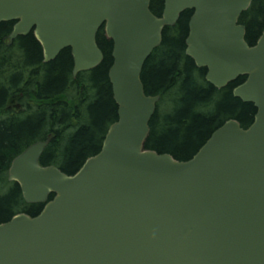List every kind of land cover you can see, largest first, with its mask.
Masks as SVG:
<instances>
[{
  "label": "water",
  "instance_id": "95a60500",
  "mask_svg": "<svg viewBox=\"0 0 264 264\" xmlns=\"http://www.w3.org/2000/svg\"><path fill=\"white\" fill-rule=\"evenodd\" d=\"M162 1L157 16L150 0H0L10 41L32 30L45 62L70 48L73 78L103 60V27L117 105L99 151L73 174L39 163L50 136L11 160L8 180L44 204L0 223V264H264V30L245 40L238 19L252 0ZM184 10L186 55L217 88L245 76L232 92L256 112L177 160L144 147L160 95L145 94L141 72Z\"/></svg>",
  "mask_w": 264,
  "mask_h": 264
},
{
  "label": "trees",
  "instance_id": "16d2710c",
  "mask_svg": "<svg viewBox=\"0 0 264 264\" xmlns=\"http://www.w3.org/2000/svg\"><path fill=\"white\" fill-rule=\"evenodd\" d=\"M162 9V0H150L155 15L160 16ZM191 14L192 10H184L173 26L163 28L161 42L141 72L145 94L160 95L144 147L177 160L191 158L225 120L235 119L246 128L256 112L252 103L232 94V87L244 76L216 88L205 80L206 69L185 54ZM239 23L245 26V40L254 44L264 29V0H252ZM11 25L0 23V223L19 212L35 216L43 207L42 203H26L17 183L7 180L14 156L51 133L40 164H54L73 174L99 151L108 126L117 118L107 76L112 42L103 28L97 34L103 60L73 79L67 50L43 62L41 46L32 32L7 44ZM74 98H80L79 102ZM162 103L168 104L165 112H159Z\"/></svg>",
  "mask_w": 264,
  "mask_h": 264
},
{
  "label": "flooded vegetation",
  "instance_id": "af4514ba",
  "mask_svg": "<svg viewBox=\"0 0 264 264\" xmlns=\"http://www.w3.org/2000/svg\"><path fill=\"white\" fill-rule=\"evenodd\" d=\"M11 23H12L11 26H13V23H14V22H11ZM11 30H12V27H11ZM11 30H10V31H11ZM30 32H32V36H33V38L35 39V36H34V34H33V31L31 30ZM30 32H29V33H30ZM9 33H10V32H9ZM9 33H8V34H9ZM8 34H7V36H5V38H8ZM27 34H28V33H27ZM27 34H25V35H27ZM18 36H21V35H18ZM14 40H15V39H14ZM36 41H37V40H36ZM98 46H99V44H98ZM65 50H67V51L69 52V54H70V56H71V58H72V55H71V49H70V48H65ZM41 51H42V50H41ZM42 60H43V51H42ZM72 63H73V59H72ZM72 67H73V66H72ZM240 83H241V82H240ZM240 83H238V84H240ZM238 84H237V85H238ZM235 86H236V85H235ZM235 86H234V87H235ZM234 87H232V91H233V88H234ZM74 100H75V99H74Z\"/></svg>",
  "mask_w": 264,
  "mask_h": 264
},
{
  "label": "rangeland",
  "instance_id": "374dc122",
  "mask_svg": "<svg viewBox=\"0 0 264 264\" xmlns=\"http://www.w3.org/2000/svg\"><path fill=\"white\" fill-rule=\"evenodd\" d=\"M77 99H78V102H79L80 98H77ZM82 99H84V98H82ZM160 107L161 108H159V110H161V111H159V112H165L168 109V104H165V106H164V103H162Z\"/></svg>",
  "mask_w": 264,
  "mask_h": 264
}]
</instances>
